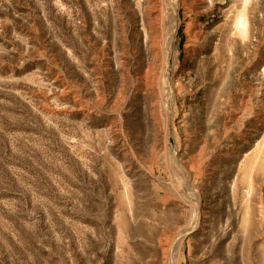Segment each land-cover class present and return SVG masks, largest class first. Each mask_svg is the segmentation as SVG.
Wrapping results in <instances>:
<instances>
[{"label":"rangeland","instance_id":"1","mask_svg":"<svg viewBox=\"0 0 264 264\" xmlns=\"http://www.w3.org/2000/svg\"><path fill=\"white\" fill-rule=\"evenodd\" d=\"M0 264H264V0H0Z\"/></svg>","mask_w":264,"mask_h":264},{"label":"bare ground","instance_id":"2","mask_svg":"<svg viewBox=\"0 0 264 264\" xmlns=\"http://www.w3.org/2000/svg\"><path fill=\"white\" fill-rule=\"evenodd\" d=\"M168 3H169V14H168V20H167L168 25L166 26L167 27V34H166V39H165L166 42H168L167 43L168 44V48H165V51H164V55L165 56L163 58V65H162V67H163V69H162V74H163L162 78L164 77V73H165L166 67H167L169 48H170V46L172 44L171 41H173L172 35H174L175 30H176V26H177V23H178V18H177V14L178 13L176 14V5H175L174 2H171V1H169ZM235 24H236V27L241 31V33L244 34L245 31H246V27H245V20H244V16L243 15H239V16L236 17ZM240 31H239V33H240ZM144 33H146V32H144ZM161 80L163 81V79H161ZM193 204H194V202H193ZM194 220H195V218H194ZM172 261L175 262L174 259Z\"/></svg>","mask_w":264,"mask_h":264}]
</instances>
